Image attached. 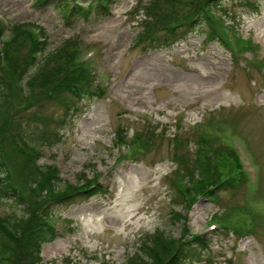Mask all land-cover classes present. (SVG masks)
I'll return each instance as SVG.
<instances>
[{
    "label": "rangeland",
    "instance_id": "obj_1",
    "mask_svg": "<svg viewBox=\"0 0 264 264\" xmlns=\"http://www.w3.org/2000/svg\"><path fill=\"white\" fill-rule=\"evenodd\" d=\"M115 1L108 17L73 16L67 21L58 0H0V20L45 30L49 39L45 54L58 50L67 40H80L82 58L87 60L91 46L96 47L98 56L89 60L94 59L91 62L99 81L108 89L102 99L83 100V109L58 126L60 141L43 152L40 164L57 165L64 180L75 182L80 172L90 177L101 173V182L111 190L79 205L58 208V215L69 221L57 222L59 236L44 247L43 264H66L68 258L78 264H124L157 229L175 237L182 234V224L170 221L174 208L184 210L194 233L210 240L211 251L192 264H264V88L258 91L264 84V0H254L259 13L239 1L220 2L226 9L220 12L239 17L235 30L238 27L243 37L258 43L236 57L230 51L229 38L223 41L230 49L221 42L204 41L201 30L170 49L146 51L144 45L149 42H137L142 29L135 9L140 0ZM226 24L232 25L230 18ZM27 117L23 112L16 119L11 134L15 149L19 148L15 138L30 134L24 125ZM149 121L155 127L145 123ZM205 121L213 125L211 132L224 135L225 142L242 147L255 173L246 188L243 184L236 189L225 186L216 203L204 198L184 209L173 203L182 180L175 156L189 155L205 168L227 159L213 137H198L205 129H189ZM120 133H125L127 144L138 137L146 143L148 151L138 155L137 163L123 159L117 146ZM11 145L3 149L17 167L14 181L23 182L27 164L16 161ZM14 181L12 186L17 189ZM26 203L0 200V218L21 216ZM215 216L228 219L230 228L240 232L243 220L255 228L242 239L230 228L213 231L208 228L219 225L212 222Z\"/></svg>",
    "mask_w": 264,
    "mask_h": 264
},
{
    "label": "trees",
    "instance_id": "obj_2",
    "mask_svg": "<svg viewBox=\"0 0 264 264\" xmlns=\"http://www.w3.org/2000/svg\"><path fill=\"white\" fill-rule=\"evenodd\" d=\"M218 1L148 0L142 3L144 19L140 21L142 32L138 42H149L146 50L148 47H171L202 29L206 41H213L216 29L204 8ZM58 3L68 20L74 15L106 16L109 13V0H89L88 12L79 6L73 7L67 0ZM11 27L6 36L5 26L0 23V200L8 199L15 205L27 203L21 216L13 214L0 218V264H42L41 247L55 238L50 220L57 216L58 208L86 202L99 195L102 188L97 184V178L90 180L82 175L78 185H71L58 176L54 166L38 165L42 154L32 143L39 141L41 145H53L59 138L57 126L66 121L68 113L78 108L80 97L101 98L104 90L95 84L91 69L80 61L78 42L67 41L58 50L45 54L49 43L40 41L33 26L15 24ZM40 54L43 58L37 63ZM23 112L28 116L24 125L30 134L15 138L19 147L15 149L11 145L14 139L11 134L17 117L23 116ZM9 145V149L16 151V161L27 164L24 165L27 176L23 182L14 181L17 167L3 149ZM140 146L148 151L146 143ZM218 151L226 154L227 159L217 166L208 163L207 168L189 155L179 153L175 156L174 161L180 163L182 180H179V186L176 184L178 194L173 197L174 205L190 208L198 197L217 201L219 190L225 186L231 189L242 186L245 178L239 159L224 146ZM12 181L17 184V189L12 186ZM92 185H96L95 188L91 189ZM175 209L171 211L170 221L182 224V234L175 237L157 229L145 236L124 264H186L201 259L203 250L208 249L206 242L201 236L190 233L184 210ZM216 218L226 229L231 227L228 219ZM232 230L238 234L246 232L243 224L241 232ZM250 232L253 229L247 230V234Z\"/></svg>",
    "mask_w": 264,
    "mask_h": 264
}]
</instances>
